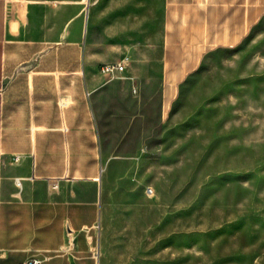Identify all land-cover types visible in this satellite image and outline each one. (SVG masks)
I'll return each instance as SVG.
<instances>
[{"label": "crops", "instance_id": "0c3cea01", "mask_svg": "<svg viewBox=\"0 0 264 264\" xmlns=\"http://www.w3.org/2000/svg\"><path fill=\"white\" fill-rule=\"evenodd\" d=\"M89 3L0 0V264L99 262L94 243L111 178L97 111L146 110L156 72L152 44L122 38L117 26H163L164 71L156 73L166 96L170 80L200 63L172 62L181 52L171 47L191 45L198 30L207 37L209 26H264V0H164L158 25L116 6L94 20ZM106 63L125 69L110 77L100 71Z\"/></svg>", "mask_w": 264, "mask_h": 264}, {"label": "rangeland", "instance_id": "374dc122", "mask_svg": "<svg viewBox=\"0 0 264 264\" xmlns=\"http://www.w3.org/2000/svg\"><path fill=\"white\" fill-rule=\"evenodd\" d=\"M163 3L89 6L94 20L116 6L158 25ZM117 27L122 38L151 43L153 69L164 71L163 26ZM236 27L209 26L207 37L198 30L191 45L170 48L181 52L172 62L200 57L170 80L173 94L154 72L146 110L98 109L111 178L98 264H264V26Z\"/></svg>", "mask_w": 264, "mask_h": 264}, {"label": "built area", "instance_id": "2783aa9c", "mask_svg": "<svg viewBox=\"0 0 264 264\" xmlns=\"http://www.w3.org/2000/svg\"><path fill=\"white\" fill-rule=\"evenodd\" d=\"M18 2L22 3L23 0H18ZM125 67L123 63H106L100 66V71L110 77H114L117 74H120L124 71ZM44 259L34 256L26 260L22 264H43Z\"/></svg>", "mask_w": 264, "mask_h": 264}]
</instances>
